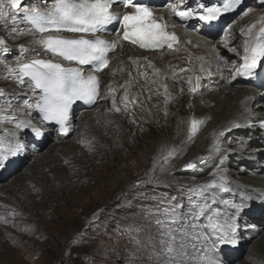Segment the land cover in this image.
<instances>
[{
  "label": "bare ground",
  "instance_id": "6f19581e",
  "mask_svg": "<svg viewBox=\"0 0 264 264\" xmlns=\"http://www.w3.org/2000/svg\"><path fill=\"white\" fill-rule=\"evenodd\" d=\"M31 2L32 0H25L22 7ZM260 3L261 0H244L243 10L252 7V11L247 16L240 13L237 15L238 22L235 20L229 30L228 48L219 42L220 37L217 39L207 37L197 28H183L173 19L169 10L161 12L160 15L156 14L163 18L169 31H175L180 37L182 43L179 45V50L164 49L145 52L121 41L122 47L111 55L109 67L100 75L102 95L95 107L99 103L103 105L99 109L92 108L83 112H76L74 109L70 122L72 131L65 138L59 137L52 129L42 126L43 135L39 137L43 139L42 145L39 150H33L24 145L26 134H33L30 130L20 129L17 131L14 124L4 125L9 132L17 131V136L24 147L17 156L10 158L5 167L0 168V180L10 174V170L15 169L17 163L26 159L29 163L27 168L29 172L26 176L15 179L9 184L11 186L0 185L1 194L16 197L13 201L0 199V214L10 211L17 212L20 207L22 208L23 202L18 196L20 194L25 195L24 199L30 205H36L33 200H40L39 196L46 197L48 191L49 197L51 193L54 196L55 193L65 194L85 188L80 187V184L74 179L80 181L89 178L90 173L87 175L86 169L90 167H87L86 163L91 165L93 161H96L98 169L109 166L111 161H116V159L125 164L124 160L129 154L125 148L127 144L132 145L133 149L135 148L134 144L139 142H136L133 136L142 127L140 136L148 142L158 145L159 148L147 152L144 150H147L149 146L139 147L141 158L139 156L136 158L145 164V162H152L155 154H159L160 165L157 170L162 174L163 180L178 182L181 178L169 177L170 174L167 172L170 171L176 175L183 174L181 173V170L184 169L183 165L197 157H206L207 162L199 165L195 170H189L188 175L207 174L212 179H216L217 174L223 170L227 176L229 192H220L216 188H210L201 196L197 190L198 187L211 181H205L198 184L199 186L196 188L182 192V194L195 195L196 201L185 204L190 208L192 203H203L208 192L216 195L215 204H212L211 200L207 198L210 208L219 207L222 214H235L232 205L242 204V209L237 214V222L240 227L235 237L236 243L219 247L214 256L221 260V256L231 255L228 249L237 247V242L241 239L240 230L243 228L247 230L246 236L253 239L254 251L259 253L258 257L264 259V232L259 230V227L264 225V134L253 124L254 121L264 118V60H261V69L255 71L253 77L236 76L235 79H232L236 69L242 63L241 57L245 41L250 38L249 35L242 34L241 29L246 30L255 24L256 27L252 29V38H254L258 35L261 22L264 20V12L259 8ZM0 36L8 39L4 30H0ZM110 38L117 39L116 36ZM31 39L32 37H21L14 41L8 39V43L15 49L19 44L28 45ZM187 41H191V43L189 44ZM213 45L215 51H213ZM232 48H235V51H231ZM16 55L17 52L13 50L7 57L0 58L7 59L9 63H12L11 58ZM201 57L203 60L200 59ZM219 57L224 59L221 60ZM148 61H151L154 67L148 66ZM137 64L140 65L139 68ZM201 64L210 69V74L199 72ZM182 68H192L193 71L180 72ZM154 69H159L160 74H155ZM3 71V66L0 65V73ZM144 71L148 72L147 81L144 76L139 75ZM129 73H131V77ZM174 75L179 77L175 83ZM196 75L201 76L200 89L197 93L192 94L186 81L188 77ZM129 80H131V87L127 90L130 98L137 97V103L130 105L128 110H124L121 101L126 89L122 85ZM153 80L167 84L174 99L165 104L163 94H153L149 100V90L158 87V84L151 83ZM106 85H111L117 90L115 100L117 107L122 109L121 112H116L112 108V97L106 95ZM239 85L244 86L240 87ZM0 88H4L14 95L16 102H21L27 91L26 88H21L12 81L2 78H0ZM160 91L163 92L162 89ZM2 100L3 98H0V101ZM31 117L33 122H36L37 118L33 112ZM193 118L204 123L190 141L189 129ZM232 122L240 123L243 126L232 128L231 131L226 132L224 137L220 138L221 151H211L216 133L225 129ZM146 123H159V138L146 133L147 130L144 128ZM112 126H116V128H112ZM73 133L76 135L75 141H70ZM0 134H4L2 129H0ZM117 145H119V149L116 150L114 147ZM98 146L99 150L94 151V147ZM170 151L173 152V155L168 156ZM137 160L133 162L138 163ZM65 161L69 163V166L65 165ZM232 163L236 164V167ZM138 164H140L137 165L138 170L142 169L141 162ZM52 165L50 170L43 172ZM242 171H247L250 175L242 177L240 174ZM118 172L117 169H114L111 174H107V177L118 182ZM48 174L53 176L48 178L46 176ZM102 182L100 184H103ZM192 182L197 181L193 180ZM98 186L96 184L93 189ZM97 192L96 190L95 193ZM225 200L228 201L227 205L223 203ZM62 201L61 198L58 199V202ZM36 209L43 214L48 212V208H43V206L42 208L36 207ZM256 209L259 210V214L252 212ZM230 252L234 254L235 251ZM190 254L194 255V250Z\"/></svg>",
  "mask_w": 264,
  "mask_h": 264
},
{
  "label": "snow or ice",
  "instance_id": "6c2138e0",
  "mask_svg": "<svg viewBox=\"0 0 264 264\" xmlns=\"http://www.w3.org/2000/svg\"><path fill=\"white\" fill-rule=\"evenodd\" d=\"M24 3L25 0H0V30H4L7 38L13 41L21 37H32L28 45L19 44L13 49L8 39L0 36V57H7L13 50L17 52L11 58L12 63L0 58V65L4 69L0 78L27 89L25 98L16 102L14 95L0 88V98H3L0 101V129L4 133L0 134V168L5 167L10 158L23 150L24 145L17 136L20 129H28L35 137H40L43 135L42 125L48 123L58 125L61 135H69L72 131V104L77 100L92 104L101 96L99 74L109 67V54L122 47L121 41H128L144 49L158 50L166 47L169 51H178L182 43L175 31L167 30L168 25L163 22V18L154 15V8L145 0H39V3L32 0L22 7ZM242 3L243 0H223L220 6H206L201 2L193 7L182 6L184 0H165L163 6L181 21L196 19L212 26L221 15L235 11ZM261 5L264 6V0H261ZM251 11V8H247L242 11V15L247 16ZM114 24L117 29L112 31V35L117 39H104L101 34ZM255 27L253 24L246 30L241 29L242 34H247L250 38L245 41L242 63L232 79L236 76L253 77L261 60H264V20L258 35L252 38V29ZM229 37L230 31H224L219 39L225 48L229 47ZM187 43L190 44L191 41ZM230 50L235 51V48ZM200 59L203 60L202 57ZM85 66L89 68L87 72ZM148 66L154 67L151 61H148ZM137 67L140 65L137 64ZM191 71L192 68L180 69V72ZM199 72L210 74V69L201 64ZM154 73L160 74V70L154 69ZM139 75L144 76L147 81V71L140 72ZM129 76L131 77V73ZM177 79L179 77L174 75V83ZM200 79V75L187 78L192 94L199 91ZM151 83L158 84V87L149 90V100L153 94H163L165 104L174 99L167 84L156 80ZM122 87L126 90L121 103L123 109L128 110L130 105L137 103V97L130 98L127 90L131 87V80L126 81ZM160 89L163 90L162 93ZM116 91L111 85H106V95L112 97V108L121 112L122 109L116 105ZM33 111L37 113L36 122L31 117ZM203 123L195 118L191 120L190 141ZM261 123L264 124V121ZM6 124H14L17 131L9 132L4 127ZM242 126L232 122L218 131L211 151H221L220 138L232 128ZM171 155L172 151L168 153V156ZM206 162V157H197L184 164L183 168L195 170ZM228 183L227 176L221 170L216 179L199 186L197 190L201 196L210 188L229 192ZM211 203H216L214 196L211 197ZM223 203L227 205L228 201ZM181 207L180 204L165 207L162 212L164 219L156 220L161 231L159 248H154L155 264H192L193 260L196 264H223L214 253L223 245L236 243L235 237L240 227L237 214L241 211L242 204L232 205L235 214L231 215L222 214L219 207L210 208L207 198L203 203H192L185 217L178 212ZM201 217L204 218V223H198ZM189 249L194 250L195 254H190Z\"/></svg>",
  "mask_w": 264,
  "mask_h": 264
},
{
  "label": "rangeland",
  "instance_id": "374dc122",
  "mask_svg": "<svg viewBox=\"0 0 264 264\" xmlns=\"http://www.w3.org/2000/svg\"><path fill=\"white\" fill-rule=\"evenodd\" d=\"M259 8L264 12L261 3ZM236 20L238 22V18ZM102 105L99 103L93 109H99ZM157 115L159 117V109ZM144 128L146 133L157 137L160 135L159 123H146ZM140 131L133 136L140 144H134V149L128 144L124 147L129 153L124 160L125 164L116 159L109 166L98 169L96 161L91 165L86 163L90 167L86 169L87 175L90 173L89 178L80 181L74 179L80 187L85 188L77 192L55 193L54 196L51 193L49 197L48 191L47 198L39 196L40 200H33L36 205L26 202L25 195H18L23 202L20 204L22 208L17 212L0 214V264H155L154 248H159L161 231L156 220L164 219L163 209L180 204L182 207L178 212L183 217L190 210V206L185 204L196 201V198L195 195L182 192L213 179L207 174L190 176L187 174L188 170H181L183 174L179 175L167 172L169 177L181 178L178 182L163 180L162 174L157 170L160 165L159 154H155L152 162L145 164L136 158H141L139 150L142 146H149L147 150L143 149L147 152L159 148L140 136L142 127ZM27 138L28 134L24 145L30 149L28 141L31 138ZM75 138L73 133L70 141H75ZM118 147L119 145L114 148L117 150ZM99 148L94 147L93 150ZM134 160L141 162L145 169L138 170L137 165L140 164L133 162ZM232 164L236 167V164ZM28 165L27 159L17 163L10 174L2 177L0 185L11 186L9 184L15 179L26 176L29 172ZM65 165L69 166V163L65 161ZM52 167L53 165L48 166L43 172ZM114 169L119 171L118 182L107 177ZM240 174L242 177L250 175L247 171ZM46 176L51 178L53 175ZM100 180L103 184H100ZM193 180L197 182H192ZM96 184L99 186L94 190L93 186ZM213 196L215 198L211 192L206 194V198L210 200ZM2 198L9 201L16 199L0 193V199ZM60 198L62 202H58ZM42 206L48 208L46 214L36 209ZM252 212L259 214L257 209ZM198 223H204V218L201 217ZM259 228L264 232V225ZM240 231L241 239L238 240L237 247L230 250L235 251L234 254L229 251L231 255L221 256L223 264H264V259L254 251L253 239L246 236L247 230L242 228ZM192 264H196V261L193 260Z\"/></svg>",
  "mask_w": 264,
  "mask_h": 264
}]
</instances>
